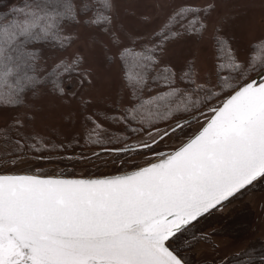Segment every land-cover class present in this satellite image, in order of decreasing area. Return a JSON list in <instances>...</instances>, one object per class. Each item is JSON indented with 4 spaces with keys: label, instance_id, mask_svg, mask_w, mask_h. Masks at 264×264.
<instances>
[{
    "label": "snow or ice",
    "instance_id": "6c2138e0",
    "mask_svg": "<svg viewBox=\"0 0 264 264\" xmlns=\"http://www.w3.org/2000/svg\"><path fill=\"white\" fill-rule=\"evenodd\" d=\"M120 3L18 0L0 12V109L14 111L0 126V264H193L200 242L219 247L202 220L264 184V35L239 48L213 21L216 0H158L136 28ZM82 32L121 87L103 104L72 92L80 131L57 142L33 128L29 101L64 96L73 74L93 85L79 52L50 68L44 55ZM193 40L194 55L171 58ZM77 146L99 150L53 155ZM99 157L114 171L35 166ZM212 264L254 262L243 251Z\"/></svg>",
    "mask_w": 264,
    "mask_h": 264
},
{
    "label": "rangeland",
    "instance_id": "374dc122",
    "mask_svg": "<svg viewBox=\"0 0 264 264\" xmlns=\"http://www.w3.org/2000/svg\"><path fill=\"white\" fill-rule=\"evenodd\" d=\"M16 2L18 0H0V12L5 11L11 4ZM157 2L158 0H121V18L128 27L136 28L140 26V15L142 13H154L156 9L153 5ZM216 5L213 21L223 20L224 30L233 36L237 46L242 50L247 48L248 44L255 38L264 35V0H216ZM129 11L134 12L135 15L127 14ZM197 48L198 45L194 40L181 42L170 52V56L176 60H183L194 55ZM77 52L85 57L84 67L92 70L93 85L87 83L81 85V77L74 74L71 76L70 82L69 77L65 80L66 94L64 96H56L45 92L38 99L29 101V103L35 105V110L29 113L35 117L32 122L33 128L57 142H70L73 135L80 131L78 123L74 124L70 118V113L74 111L77 105V100L70 97L72 92L75 91L81 96H94L97 98L98 103L103 104L107 98H114L121 87L119 69L106 59L104 50L94 43L87 33L82 32L80 39L67 51H52L46 48L44 55L50 68L60 57H72ZM13 115L14 111L11 109H0V126L9 123ZM83 143L84 141L81 140V144ZM97 150L99 149L94 147L77 146L65 149L64 153H53V155H74ZM104 159L110 160L111 158L74 159L71 161H58L55 164L36 161L35 166L57 171L66 168L77 174H98L111 171L109 169L112 165L108 167H105L104 163L95 165L96 162ZM95 166L102 167L101 169H94ZM256 202L255 208L259 212L263 211L264 196L260 204L259 201Z\"/></svg>",
    "mask_w": 264,
    "mask_h": 264
},
{
    "label": "flooded vegetation",
    "instance_id": "af4514ba",
    "mask_svg": "<svg viewBox=\"0 0 264 264\" xmlns=\"http://www.w3.org/2000/svg\"><path fill=\"white\" fill-rule=\"evenodd\" d=\"M105 161L106 159L99 160L95 165ZM102 166H95L94 169H101ZM109 170L113 171L114 167L111 166ZM263 196L264 184H258L254 190L245 192L226 204L221 211L202 220L198 228L212 234L211 240L219 247L213 248L212 243L200 242L191 253L193 264H212L216 253L243 251L251 253L254 264H262L260 257L264 256V205L263 211L259 212L255 208V202L259 201L260 204ZM247 258L243 255L240 257Z\"/></svg>",
    "mask_w": 264,
    "mask_h": 264
},
{
    "label": "trees",
    "instance_id": "16d2710c",
    "mask_svg": "<svg viewBox=\"0 0 264 264\" xmlns=\"http://www.w3.org/2000/svg\"><path fill=\"white\" fill-rule=\"evenodd\" d=\"M74 75V74H73ZM68 77L66 76L64 79L66 80Z\"/></svg>",
    "mask_w": 264,
    "mask_h": 264
},
{
    "label": "water",
    "instance_id": "95a60500",
    "mask_svg": "<svg viewBox=\"0 0 264 264\" xmlns=\"http://www.w3.org/2000/svg\"><path fill=\"white\" fill-rule=\"evenodd\" d=\"M98 151V150H97ZM91 153V152H90ZM64 155V154H63ZM67 155H69V154H67Z\"/></svg>",
    "mask_w": 264,
    "mask_h": 264
}]
</instances>
